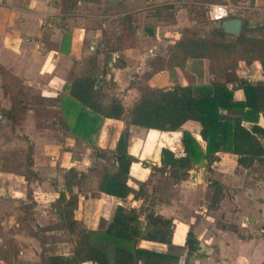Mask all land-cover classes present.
<instances>
[{"label": "crops", "instance_id": "obj_1", "mask_svg": "<svg viewBox=\"0 0 264 264\" xmlns=\"http://www.w3.org/2000/svg\"><path fill=\"white\" fill-rule=\"evenodd\" d=\"M177 1L179 0H75L74 3V0H0V65L18 77L24 85L25 102L18 117H26L23 127L29 135L30 145L34 147V179L39 184L35 187V181H31V186L37 205L41 207L42 204H51L53 207L54 201L64 189L63 175L66 170L73 166L84 170L96 167L94 164L103 157L93 152L95 147L97 150H114L125 128L122 121L107 119L100 134L94 136L92 142H87L64 127L62 121L71 126L75 123L80 109L70 97L67 86L86 58L97 56L100 76H103L106 68L107 79L113 76L119 85V91L125 86V89L129 88L133 92L135 98L137 92L130 85L134 75L142 72L134 71L132 63L138 67L145 65L144 58L148 51L152 55L151 59L158 57L165 61V66L159 67L163 75L156 72L155 77L149 79L151 86L162 87L159 84L167 76H173V79L166 80L165 85L171 81L174 85H187L189 81L183 71H188L198 83H203L202 77L190 68L192 65L199 66L201 61L210 65V58L190 57L185 70L169 65L171 49L182 43L185 36L207 37L189 25L193 21V15L187 16L186 8H165V5ZM189 2L196 3L193 0ZM167 10L173 15L171 25L163 20ZM252 10L254 7L244 10L248 15L247 20L253 25L264 24L262 9L257 7L256 13ZM126 14L131 15L138 24L145 22L146 26L140 27L144 31L139 29L133 47L117 50L111 56L112 61H109V43L105 41L104 35L108 38L111 33L105 34L106 30L100 31L102 28L96 27L102 26V18H123ZM87 16L97 20L96 26L88 23ZM186 28L195 29L197 34H185ZM142 32L143 37H140ZM117 57L123 58L126 63L124 67L113 66ZM237 75L251 81L264 80V71L258 60L252 63L240 61ZM213 77L211 74L209 81L204 83L210 82ZM3 83L0 71V118H4L1 112L3 108L11 111L17 106L16 93L4 89ZM171 87L173 86L163 88ZM235 98L244 100V90L237 89ZM44 111L57 114L60 122L42 118ZM3 121L0 123H8L6 117ZM260 124L264 126V118ZM182 130L190 131L203 147L206 146L200 135V125L194 121H189L182 129L173 132L131 127L129 152L137 161L131 165L129 184L135 190L145 184V189L155 198L152 210L174 221L170 244L141 240L138 247L177 255L175 260L159 261L158 264H264V164L256 162L252 168L245 169L238 166V155L221 151L217 153L219 158L209 166V170L207 164L199 163L192 169L190 178L180 182L172 181L170 173L160 169L161 151L164 147H169L184 154L178 146L172 147L165 139L175 134L181 137ZM262 141L264 144V139ZM21 174L0 169V179H4L0 185V202L2 197L26 200L28 190L24 183L28 184V181L25 174ZM162 179L165 180L164 185L157 186ZM209 179L218 180L226 186L222 201L216 207L210 206L213 189ZM52 181L58 184L54 185ZM229 193L232 194L230 198ZM81 197L76 217L78 222L84 224L82 228L93 230L107 226L117 205L139 208L144 201L143 197H136L135 193L125 199L105 193H90L83 195L82 199ZM225 202L229 205L226 208L223 206ZM19 213L16 209L10 215L0 212V230L7 229L11 233L0 236V264H40L42 254L47 252H44L40 238L22 234L24 231L17 229L22 222L18 218L21 217ZM36 216L38 215L35 214L34 219ZM142 219H145L144 215ZM178 224L187 229L185 240L181 244L175 242ZM40 225L43 226V223ZM244 229L247 234L242 233ZM190 232L199 243L198 249L194 251H190L187 246ZM229 240H232L233 245L236 244L235 248L229 245ZM251 241L263 244L262 257L258 260L249 254L247 243ZM57 246H63L62 242ZM51 253L68 255L72 250L49 254ZM139 264L143 262L140 261Z\"/></svg>", "mask_w": 264, "mask_h": 264}, {"label": "trees", "instance_id": "obj_2", "mask_svg": "<svg viewBox=\"0 0 264 264\" xmlns=\"http://www.w3.org/2000/svg\"><path fill=\"white\" fill-rule=\"evenodd\" d=\"M122 27L123 34L118 42L109 45V61L117 50L135 45L137 35L131 15H124ZM184 33L196 35L197 31L186 28ZM190 57L211 59L214 77L210 82L198 83L194 76L184 71L189 81L187 85L176 84L165 89L149 84L151 74L136 73L130 88L136 90L137 96L130 106L120 98L119 85L114 77L107 79L106 68L100 76L97 56L80 63L76 76L67 86L70 97L80 109L75 123L71 126L62 121L64 127L87 142H92L93 137L100 134L107 119L122 121L125 128L114 150H97V155L107 157L110 164L87 170L73 166L64 173V189L54 201L53 208L63 226L75 234V244L68 255L43 253L40 264H139L140 261L158 264L177 258L171 253L138 247L141 240L170 244L174 221L152 210L155 198L145 189V184L137 190L129 184L131 165L137 161L129 152L133 126L173 132L182 129L189 121L200 125L205 147L190 131L182 130L180 143L184 154L169 147L161 151L160 169L168 171L175 182L190 178L191 170L199 163L207 164L209 170L221 151L238 155V166L245 169L252 168L256 162L264 164V126L260 124L264 118V80L251 81L237 75L242 60L247 63L258 60L264 71V24L253 25L245 19L241 34L233 35L225 31L221 22H215L210 37L190 38L188 35L172 48L169 65L184 69ZM125 65L123 58L113 62L115 68ZM0 71L4 79L2 87L17 96V106L11 111L3 108L1 112L8 120L16 122L24 107V85L4 66L0 65ZM239 88L244 90V100L235 98V91ZM33 154L34 147L30 145L27 198L2 197L0 212L3 215H10L16 209L27 220L35 218L37 202L31 186V180L36 177ZM209 180L213 189L210 206L216 207L222 201L226 186L218 180ZM89 193H105L121 199L135 193L144 201L139 208L117 205L103 229L80 228L76 217L80 197ZM198 245L194 235L188 233L189 250H197Z\"/></svg>", "mask_w": 264, "mask_h": 264}, {"label": "rangeland", "instance_id": "obj_3", "mask_svg": "<svg viewBox=\"0 0 264 264\" xmlns=\"http://www.w3.org/2000/svg\"><path fill=\"white\" fill-rule=\"evenodd\" d=\"M189 1H191V0H184V1L179 0V1L175 2L176 4L174 3V4L165 5V8L168 10H171V9L174 10L175 8H179V7L183 6L184 8H186L187 16H189L190 14L193 15V21H192L193 23L190 22L189 25L197 28L201 35H203V36L205 35L207 37H210L211 32H212V26L215 22L210 20L207 12H208L209 5L212 4L214 2V0H193V1H196V3H190ZM232 4H233L232 6L234 9L233 10L234 14L232 16L239 17V18L243 19V21L245 19L247 20V18H248L247 13L244 11V10H246L247 7H249V8L254 7V10H252V11L255 13L257 11L256 8L260 7V9H262L261 10L262 11L261 17L264 18V0H232ZM168 10L164 16L165 19H163V20L165 22H167L168 25H171L172 21H173V15ZM250 12H251V10H250ZM87 18H88L87 21L90 25L96 26L97 20L94 17L87 16ZM122 19H123L122 17L121 18L120 17L119 18L118 17L117 18H102V21H103L102 26L96 27V28H102V29H99L100 31L103 29L106 30L105 34L108 32L111 33L110 35H108L109 36L108 38L106 37V35H104V39H105V41H107V43H109V45L112 42H114L116 44L119 40V37L122 36V34H123ZM262 21H264V20H262ZM134 26H135V31H136V35H137V33L139 32V29L140 30L143 29L142 31H144V28H140V27L146 26V24H145V22L144 23L141 22L140 24H138L137 22H134ZM142 35H143V32L141 33L140 37H143ZM151 58H152V55L148 51L145 58H144V61H145L144 63H146L145 65H141V67L140 66L138 67L135 65V63H132V64H134V65H132L134 71L138 70V71L142 72V74L149 73V74H151L150 78H154L156 72L160 73L159 67L165 66V61L160 60V58H158V57H156V59H154V60ZM206 58H208V57H206ZM204 63H205L204 61H201L199 66L192 65V67L190 68V70L192 72H196V74L198 73L200 75L199 77H202L201 82H203V83L209 81L210 75L212 74V64L207 65ZM185 69H186V67L184 68V70ZM151 72L154 73L153 76H152ZM183 73L185 74L184 71H183ZM161 74L162 73H160V75ZM185 76H186V74H185ZM160 78L162 79L163 77H160ZM169 78L173 79V76L164 77V80L166 81ZM174 78H176V77H174ZM185 78H187V76ZM177 80L181 81V78H178ZM165 81H162V83L159 84V86H162V88H163L166 86H174V84H175L171 81L170 84L165 85V84H167ZM168 81H170V79ZM155 85H157V84H155ZM153 87H155V86H153ZM157 87H158V85H157ZM118 92H119L120 98L122 99V101L125 105L129 106L133 102L135 95L133 94V92L129 88L125 89V86H124V88H122V91H118ZM32 108H33V106H32ZM18 115H19V113H18ZM43 115L45 117L42 116V118H51V119H55V122H57V121L60 122V117H58L57 114L53 115L52 111L51 112L44 111ZM4 118H0V121L4 122L3 121ZM23 120L25 121L26 117L23 115H20V117H18L17 121L15 122V124H13L14 122H12L10 120L7 121L8 123H2V122L0 123V125H1L0 126V169L5 170V171L6 170L7 171L13 170L14 172H18L20 174L22 173L21 175L25 174L26 180L28 181V179H27V176H29V174H28V172H29L28 151H29L30 143H29V135L26 134V129H25V127H23ZM165 139L168 142H170L172 147L178 146L177 148H179V149L182 148V145L180 143L181 137H179V134H175L172 137L165 138ZM111 141H113V140H111ZM93 152L97 153L96 147H95ZM110 163H111V161H109L106 157L103 159L102 158L99 159V161L97 163H95L94 165H96V167L102 168L106 164H110ZM35 179H33L31 181H35V187H37L39 183ZM56 179H58V178H56ZM3 181H4V179H0V185ZM164 181L165 180L162 179L161 183L156 184V185L160 186L161 184L164 183ZM172 181H173V179H172ZM52 183L54 184V181H52ZM7 184H9V182ZM55 184L57 185L58 182H55ZM27 185L28 184L25 182L24 186L26 187ZM165 186H167V184ZM82 197H81V199H82ZM228 197L229 198L232 197V194L229 193ZM241 199H243V198L241 197ZM242 205L245 209L247 208V206L245 205V202H243ZM223 206L226 208V206H229V205L227 202H225L223 204ZM35 214L38 215V216H36V219L27 220V219H25V217L23 216L22 213H19V215H21V217L18 216V218L22 222L20 224V227L17 229H19V231L23 230L25 232V233L23 232L22 234H26V235L31 234V235L37 236V238H40V241L42 242V244L44 246L43 247L45 250L44 252H47V254H49L50 252H68L70 250L73 251L76 236H75V234L70 233L63 226V223L60 221L57 213L55 212V210L51 204H42L41 207L39 205H37L36 210H35ZM227 214L230 215L229 212ZM221 221L222 220H219V222H221ZM41 223H43V226L40 225ZM78 223H79L80 228H82L84 226V224H82L80 222H78ZM96 223H98V221ZM91 225H93V224H91ZM245 230L246 229H244V231H242V233L247 234ZM13 232H14V230H13ZM186 232H187V229L185 228V226L179 225V224L177 225L176 231H175V242L177 244H181L184 242L185 237H186ZM2 235H4V236L11 235L10 230H7V229L0 230V236H2ZM60 242H62L63 246H57V244ZM233 244L234 243L232 242V240H229V245L231 247L235 248L236 244L235 245H233ZM247 248H248L249 254L252 255V257L255 260H258L262 257V250H263V244L262 243L254 244V242L251 241V242L247 243ZM239 250L240 249L238 248L237 251H239Z\"/></svg>", "mask_w": 264, "mask_h": 264}, {"label": "built area", "instance_id": "obj_4", "mask_svg": "<svg viewBox=\"0 0 264 264\" xmlns=\"http://www.w3.org/2000/svg\"><path fill=\"white\" fill-rule=\"evenodd\" d=\"M232 0H218L208 7V17L213 22H222L230 18L234 13Z\"/></svg>", "mask_w": 264, "mask_h": 264}, {"label": "water", "instance_id": "obj_5", "mask_svg": "<svg viewBox=\"0 0 264 264\" xmlns=\"http://www.w3.org/2000/svg\"><path fill=\"white\" fill-rule=\"evenodd\" d=\"M221 24L227 33L240 35L243 29L244 21L239 17H235L225 19L221 22Z\"/></svg>", "mask_w": 264, "mask_h": 264}]
</instances>
